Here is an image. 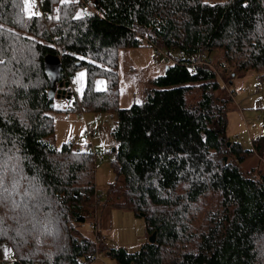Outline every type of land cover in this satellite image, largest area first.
I'll return each instance as SVG.
<instances>
[{"label":"trees","instance_id":"16d2710c","mask_svg":"<svg viewBox=\"0 0 264 264\" xmlns=\"http://www.w3.org/2000/svg\"><path fill=\"white\" fill-rule=\"evenodd\" d=\"M23 1L0 0L6 264H88L97 251L116 264H264V174L241 166L264 154V107L263 132L249 148L225 132L233 77L252 70L264 81V0H36L45 12L31 15ZM141 44L170 58L140 100L120 107L118 50ZM61 80L72 109L115 115L116 179L104 205L141 214L153 242L128 250L80 230L97 221L95 154L54 143L47 91Z\"/></svg>","mask_w":264,"mask_h":264},{"label":"rangeland","instance_id":"374dc122","mask_svg":"<svg viewBox=\"0 0 264 264\" xmlns=\"http://www.w3.org/2000/svg\"><path fill=\"white\" fill-rule=\"evenodd\" d=\"M35 4H40V1H23V9L26 15L36 13L38 10H41L42 13L45 12L43 8L39 9ZM81 9L84 10L82 6ZM79 11L77 9L78 13ZM168 55L174 57L176 53L169 52ZM218 56L219 52H215L212 57L213 60H216ZM169 58V56L161 53L159 48L155 49L150 44L119 49L116 68L119 106L126 107L132 102L140 100L146 87L151 85V79L163 73ZM248 71L251 72V75L247 71L249 74L245 77H242L244 73L236 75L241 78H235L236 76H234L232 83L229 84V88L233 91L232 98L227 104L225 129L226 134L231 139L239 140L246 148L250 147L252 137L263 132L264 107V81L257 90L253 74L256 71ZM255 76L256 78L261 77L259 72H256ZM227 79L228 76L224 75L221 80L225 87L227 86ZM73 82L76 83V93L80 94L78 92L80 84L76 75ZM104 84L103 77H97L94 80L96 88H103ZM72 100L73 96L68 101L54 97L53 109H51L50 114L53 119L54 143L57 147H60L62 142L71 140L74 146L85 147L95 152V182L99 195L95 212L97 226H93L94 220L90 218L92 221L89 219L82 223L80 230L90 239L95 240L96 236L100 235V240L106 246L121 245L128 250L137 249L148 238L143 217L134 214L127 208L104 205L107 187L110 182L116 179L108 157L109 150L115 145V141L111 136L115 115L105 111L84 110L80 112L72 109ZM86 126L92 131L88 137L83 136ZM246 159L241 165L243 168L255 167L264 174V154L260 157L255 154L249 155ZM97 254L98 257L91 259L88 264H116L115 260L105 252L97 251ZM11 256L9 247L0 243V264H6Z\"/></svg>","mask_w":264,"mask_h":264},{"label":"water","instance_id":"95a60500","mask_svg":"<svg viewBox=\"0 0 264 264\" xmlns=\"http://www.w3.org/2000/svg\"><path fill=\"white\" fill-rule=\"evenodd\" d=\"M68 87H69V81H67V80H61L57 84H55L53 81L51 86L48 88L47 94H48L49 98H51V99L53 97H60V98H64V99H69L71 96V92L68 89ZM52 105H53V103L51 102V106ZM113 149H114V147L111 148V150H113ZM154 236H155V232H152L148 236L147 240L149 242H153Z\"/></svg>","mask_w":264,"mask_h":264},{"label":"built area","instance_id":"2783aa9c","mask_svg":"<svg viewBox=\"0 0 264 264\" xmlns=\"http://www.w3.org/2000/svg\"><path fill=\"white\" fill-rule=\"evenodd\" d=\"M86 6H87V5H86ZM155 48H156V49L159 48V49H160V52L164 54V52H163V50H162L161 47H155ZM164 55H165V54H164ZM165 56H166V55H165ZM262 84H263V80L261 79V77H260V78L257 77V78H256V84H255L256 89L258 90V89L261 87ZM70 106H71V105H70ZM91 133H92L91 129H90L89 127L86 126V128H85L84 131H83V136L88 137ZM94 154H95V152H94ZM108 157H109V158H112V157H113V154L110 153V154L108 155ZM96 226H97V225H96ZM96 226H95V227H96ZM100 239H101V236L98 235V236H96L95 241L98 242V241H100ZM97 257H98L97 252H94V253L91 255L90 260H91V259H95V258H97ZM2 264H4V263H2Z\"/></svg>","mask_w":264,"mask_h":264},{"label":"crops","instance_id":"0c3cea01","mask_svg":"<svg viewBox=\"0 0 264 264\" xmlns=\"http://www.w3.org/2000/svg\"><path fill=\"white\" fill-rule=\"evenodd\" d=\"M252 71V70H251ZM247 72H250V71H247ZM244 73L243 75H242V77H245L247 74H249V73ZM254 74V81H255V84H256V76H255V74H256V72H254L253 73ZM76 78L78 77V82H79V84H80V89L78 90V92H81V90L83 89V87H84V84H85V72L82 70V69H80V70H78L77 72H76ZM250 75H251V72H250ZM235 78H241V77H238V76H236ZM235 78H234V80H235ZM232 81H233V79H232ZM74 86L76 87V83L74 82ZM54 98V97H53ZM55 98H60V97H55ZM64 99V98H63ZM65 100H67L68 101V99H65ZM53 103V102H52ZM247 159H245L242 163H244L245 161H246ZM262 170H263V168H262Z\"/></svg>","mask_w":264,"mask_h":264},{"label":"snow or ice","instance_id":"6c2138e0","mask_svg":"<svg viewBox=\"0 0 264 264\" xmlns=\"http://www.w3.org/2000/svg\"><path fill=\"white\" fill-rule=\"evenodd\" d=\"M98 83H102V82H98Z\"/></svg>","mask_w":264,"mask_h":264}]
</instances>
